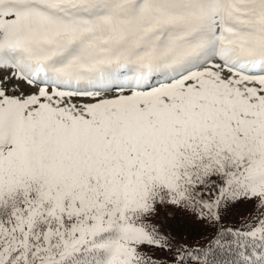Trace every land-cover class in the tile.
<instances>
[{"label": "snow or ice", "instance_id": "obj_1", "mask_svg": "<svg viewBox=\"0 0 264 264\" xmlns=\"http://www.w3.org/2000/svg\"><path fill=\"white\" fill-rule=\"evenodd\" d=\"M0 264H264V0H0Z\"/></svg>", "mask_w": 264, "mask_h": 264}, {"label": "trees", "instance_id": "obj_2", "mask_svg": "<svg viewBox=\"0 0 264 264\" xmlns=\"http://www.w3.org/2000/svg\"><path fill=\"white\" fill-rule=\"evenodd\" d=\"M233 219V216L230 215L229 220ZM227 222V221H226ZM185 229L188 233V235H190V237L193 240H196L198 238V236L200 235L201 232H203V229L198 228L196 225L194 224H187L185 225ZM206 234V233H205ZM204 241H201V244H203ZM223 254H221L222 256Z\"/></svg>", "mask_w": 264, "mask_h": 264}, {"label": "rangeland", "instance_id": "obj_3", "mask_svg": "<svg viewBox=\"0 0 264 264\" xmlns=\"http://www.w3.org/2000/svg\"><path fill=\"white\" fill-rule=\"evenodd\" d=\"M238 214H239L238 211L234 209L231 215H232L233 218H234V217H235L236 215H238Z\"/></svg>", "mask_w": 264, "mask_h": 264}]
</instances>
